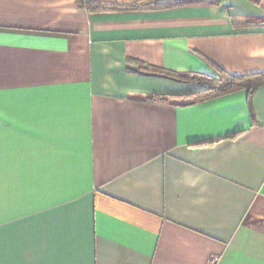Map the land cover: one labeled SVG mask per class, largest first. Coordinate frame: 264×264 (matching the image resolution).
<instances>
[{"label":"crops","instance_id":"crops-1","mask_svg":"<svg viewBox=\"0 0 264 264\" xmlns=\"http://www.w3.org/2000/svg\"><path fill=\"white\" fill-rule=\"evenodd\" d=\"M254 17L0 0V264H264V85L180 105L149 69L264 71Z\"/></svg>","mask_w":264,"mask_h":264},{"label":"trees","instance_id":"trees-1","mask_svg":"<svg viewBox=\"0 0 264 264\" xmlns=\"http://www.w3.org/2000/svg\"><path fill=\"white\" fill-rule=\"evenodd\" d=\"M217 0H151L143 2L136 1L131 5H107L90 0H77V5L88 11H111V10H136V9H161L174 6L216 3ZM251 25H263L264 17L246 19ZM149 67V66H148ZM146 67V68H148ZM150 70L178 82L192 84L197 87L193 92L181 96L183 100L178 101L180 105H190L196 102L208 100L218 95L245 89L251 94L256 88L264 85V71L248 74H230L223 68L214 65L215 74L209 75L198 72H176L156 67H149ZM148 100L166 102L167 96L150 95Z\"/></svg>","mask_w":264,"mask_h":264},{"label":"built area","instance_id":"built-area-1","mask_svg":"<svg viewBox=\"0 0 264 264\" xmlns=\"http://www.w3.org/2000/svg\"><path fill=\"white\" fill-rule=\"evenodd\" d=\"M214 261H215V259H212V260L210 261V264H213V263H214Z\"/></svg>","mask_w":264,"mask_h":264}]
</instances>
